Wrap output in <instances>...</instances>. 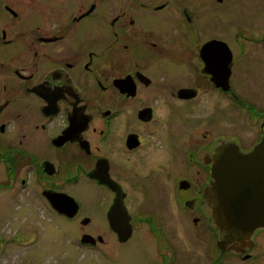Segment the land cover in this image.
Here are the masks:
<instances>
[{"label": "flooded vegetation", "instance_id": "obj_1", "mask_svg": "<svg viewBox=\"0 0 264 264\" xmlns=\"http://www.w3.org/2000/svg\"><path fill=\"white\" fill-rule=\"evenodd\" d=\"M234 1L0 0V264H264L213 217L264 138V1Z\"/></svg>", "mask_w": 264, "mask_h": 264}, {"label": "water", "instance_id": "obj_2", "mask_svg": "<svg viewBox=\"0 0 264 264\" xmlns=\"http://www.w3.org/2000/svg\"><path fill=\"white\" fill-rule=\"evenodd\" d=\"M213 175L217 228L245 233L264 227V138L251 152H225Z\"/></svg>", "mask_w": 264, "mask_h": 264}, {"label": "rangeland", "instance_id": "obj_3", "mask_svg": "<svg viewBox=\"0 0 264 264\" xmlns=\"http://www.w3.org/2000/svg\"><path fill=\"white\" fill-rule=\"evenodd\" d=\"M257 1H264V0H257ZM237 4V3H236ZM243 3H240V5H242ZM247 5L252 6L250 11H245V9H247ZM262 4H259V2L256 3H247V0H245V6H241L238 7L237 5H235V1H234V7L235 9L233 10V14H248V13H253V14H258L260 12V7ZM264 6V4H263ZM256 28V30H259V27L261 29H264V17H260L259 18V22L253 24ZM79 254L78 251H74V256H77ZM207 262V261H206ZM79 264H84L83 262L79 263ZM92 264V263H91ZM204 264V263H202ZM208 264V262H207ZM225 264H245V261H243L241 258H230Z\"/></svg>", "mask_w": 264, "mask_h": 264}]
</instances>
